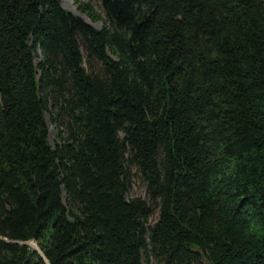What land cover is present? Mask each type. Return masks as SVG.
Here are the masks:
<instances>
[{"label": "trees", "instance_id": "trees-1", "mask_svg": "<svg viewBox=\"0 0 264 264\" xmlns=\"http://www.w3.org/2000/svg\"><path fill=\"white\" fill-rule=\"evenodd\" d=\"M60 2L0 0V264H264V0Z\"/></svg>", "mask_w": 264, "mask_h": 264}, {"label": "rangeland", "instance_id": "rangeland-1", "mask_svg": "<svg viewBox=\"0 0 264 264\" xmlns=\"http://www.w3.org/2000/svg\"><path fill=\"white\" fill-rule=\"evenodd\" d=\"M61 3V2H60ZM82 4H88L91 6L92 10L95 11L96 13L102 15V10L100 7V0H63V3L61 4L63 8H65L66 10H68L69 12H71L74 15H77L79 17H83V19H86V21L88 23H90L94 28H100L101 27V19H98L96 21H92L89 16L87 15V12L83 9H81L79 6ZM81 54L83 57V61L85 63V53L84 51L81 49ZM94 65L95 67L98 66V63L96 61H94ZM46 123H47V131H48V141L51 145H54L55 143L58 142V133H60L61 135L63 134V120H60V125H58L57 123H53L50 118L49 115L47 113H45L44 115ZM131 184H130V188L126 194V198H131V197H140L142 199L147 200L146 194H145V186H144V182L141 180L140 176L138 175V173L135 171L134 168H131ZM152 213L150 214V216L147 219V223L150 224L152 223L157 215V209L152 205ZM34 242V241H33ZM27 242V245L31 248H36L37 245L34 242ZM142 264H156L153 260H149V261H143Z\"/></svg>", "mask_w": 264, "mask_h": 264}, {"label": "water", "instance_id": "water-1", "mask_svg": "<svg viewBox=\"0 0 264 264\" xmlns=\"http://www.w3.org/2000/svg\"><path fill=\"white\" fill-rule=\"evenodd\" d=\"M83 19V18H82ZM85 22H87L85 19H83ZM88 23V22H87ZM90 24V23H89ZM33 249H35V250H38V248L36 247V248H33Z\"/></svg>", "mask_w": 264, "mask_h": 264}, {"label": "bare ground", "instance_id": "bare-ground-1", "mask_svg": "<svg viewBox=\"0 0 264 264\" xmlns=\"http://www.w3.org/2000/svg\"><path fill=\"white\" fill-rule=\"evenodd\" d=\"M61 2L63 3V0H61ZM83 18V17H82ZM86 20V19H85Z\"/></svg>", "mask_w": 264, "mask_h": 264}]
</instances>
